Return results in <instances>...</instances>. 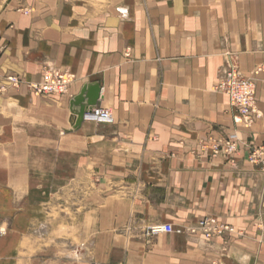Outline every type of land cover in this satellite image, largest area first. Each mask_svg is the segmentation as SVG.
<instances>
[{"label":"crops","instance_id":"crops-1","mask_svg":"<svg viewBox=\"0 0 264 264\" xmlns=\"http://www.w3.org/2000/svg\"><path fill=\"white\" fill-rule=\"evenodd\" d=\"M261 63L264 0H0V264H264V73L249 129L214 89ZM50 70L67 92L34 95ZM92 83L112 121L74 128Z\"/></svg>","mask_w":264,"mask_h":264},{"label":"built area","instance_id":"built-area-1","mask_svg":"<svg viewBox=\"0 0 264 264\" xmlns=\"http://www.w3.org/2000/svg\"><path fill=\"white\" fill-rule=\"evenodd\" d=\"M261 71L259 67L257 72ZM8 81L12 85H17L19 80L17 77H9ZM70 75L58 71H47L44 80L40 83L30 84V89L34 95H63L67 92L68 85L71 83ZM220 91L229 97L230 105L234 109V122L245 129L251 128L256 121L261 119L262 113L258 110L255 102L256 85L252 78L243 76L237 67L231 66L227 68L221 76L216 86ZM85 119L96 122H111L112 114L108 109L100 107L92 108L86 115ZM222 147L224 153L233 156L237 152V144L229 140H212L213 155H217ZM264 158V146L255 148L249 154V162L258 165ZM186 232L189 235H202L205 239L220 237L226 233L234 234L235 229L229 225L220 223L214 217H206L190 225ZM162 233H180L171 225H154L145 231L146 237L156 236Z\"/></svg>","mask_w":264,"mask_h":264},{"label":"water","instance_id":"water-1","mask_svg":"<svg viewBox=\"0 0 264 264\" xmlns=\"http://www.w3.org/2000/svg\"><path fill=\"white\" fill-rule=\"evenodd\" d=\"M101 88L99 84L85 85L79 95L75 96L69 103L70 113L73 115V127L78 128L85 120V115L98 105Z\"/></svg>","mask_w":264,"mask_h":264},{"label":"rangeland","instance_id":"rangeland-1","mask_svg":"<svg viewBox=\"0 0 264 264\" xmlns=\"http://www.w3.org/2000/svg\"><path fill=\"white\" fill-rule=\"evenodd\" d=\"M23 12H26V11H23ZM129 56H130V55H129ZM234 67H235V66H234ZM259 67H261V71L256 73V71H258ZM58 72H59V71H58ZM263 73H264V63H261V64L258 65L254 70L251 71V73L249 74V77L253 79L254 77H256V76H258V75H260V74H263ZM66 74H67V73H66ZM70 79H72V76H70ZM214 89H215L216 91L220 92V93H223V92L220 91L217 87H215ZM223 94H225V93H223Z\"/></svg>","mask_w":264,"mask_h":264}]
</instances>
